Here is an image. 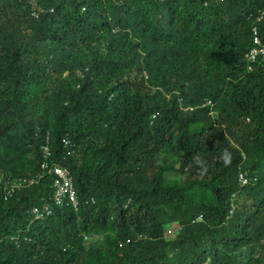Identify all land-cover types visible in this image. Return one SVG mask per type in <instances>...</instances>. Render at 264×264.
<instances>
[{
  "label": "trees",
  "instance_id": "trees-1",
  "mask_svg": "<svg viewBox=\"0 0 264 264\" xmlns=\"http://www.w3.org/2000/svg\"><path fill=\"white\" fill-rule=\"evenodd\" d=\"M263 9L0 0V264H264Z\"/></svg>",
  "mask_w": 264,
  "mask_h": 264
},
{
  "label": "built area",
  "instance_id": "built-area-1",
  "mask_svg": "<svg viewBox=\"0 0 264 264\" xmlns=\"http://www.w3.org/2000/svg\"><path fill=\"white\" fill-rule=\"evenodd\" d=\"M254 44L257 45L256 47L250 49L248 54L246 55V59L253 63L256 59V57L260 54H264V43L261 44L260 40L258 38L254 37L253 40ZM48 138H46V143L41 146V153L43 155V158L45 161H43L40 165V172L38 173L37 178H43L45 176L52 177L53 183V200L56 205H61V202L64 198H67L73 207H76L77 204V196L76 191L73 184V178L70 174L69 170L66 167H63L59 164L52 163L49 164L47 162V157L49 156V146L47 144ZM65 146L69 147L70 143L69 141H65ZM32 182H29L28 184H31ZM21 182L12 183V185L7 189V193L11 194L13 190L20 186ZM45 210H48L46 214H49V209L45 208ZM34 214H36V210L33 211ZM37 218V217H36Z\"/></svg>",
  "mask_w": 264,
  "mask_h": 264
},
{
  "label": "clouds",
  "instance_id": "clouds-1",
  "mask_svg": "<svg viewBox=\"0 0 264 264\" xmlns=\"http://www.w3.org/2000/svg\"><path fill=\"white\" fill-rule=\"evenodd\" d=\"M257 17H256V21L257 22H260L261 21V19L264 17V9L263 10H261L260 12H259V15H256ZM254 37L255 38H258L259 40H260V43L261 44H263L264 42H262V40L259 38V36H258V31H257V27H256V25L254 24L253 26H252V28H251V38H252V47L250 48V49H252V48H254V47H256L257 45H255L254 44V42H253V40H254ZM250 49H249V51H250ZM248 51V52H249ZM248 52L245 54V60H246V62L248 63V67H247V69H248V71H251V64H253V63H255L257 60H258V58L260 57L261 59H263L264 60V54L262 55V54H260V55H258L257 57H256V59H255V61L253 62V63H251V62H249L247 59H246V55L248 54ZM69 143H70V141H69ZM73 145L70 143V145H69V147H72ZM49 155H50V147H49ZM49 158V156L47 157V162L49 163V164H52V163H50V160L48 159ZM43 161H45V159L43 158V160L41 161V163L43 162ZM41 163H40V165H41ZM56 164H59V163H56ZM59 165H61V164H59ZM62 166V165H61ZM64 167V166H63ZM40 167H39V172H40ZM38 172V173H39ZM38 173H37V175L35 176V177H33V178H30V179H26V178H18V179H13V180H11L8 184H4V186H3V191H4V194H2V196H4V197H7V196H10L11 194L9 193H7L8 191H7V189L6 188H8V187H10L11 185H12V183H16V182H21V184H20V186H18V187H16L14 190H16V189H20V188H22V187H29V186H31L32 184H34V183H36L39 179L37 178V176H38ZM241 177V179H240V181H241V184L243 185V186H245L246 184H248V180L247 179H245L244 177H242V176H240ZM41 179V178H40ZM2 182H4V180H1V177H0V185H1V183ZM29 182H32L31 184H28ZM74 184V183H73ZM13 190V191H14ZM233 213V207H232V205H231V207H230V209H229V211H228V214L229 215H231ZM200 219V218H199ZM176 228H169V232H173V230H175ZM207 262H204V264H206Z\"/></svg>",
  "mask_w": 264,
  "mask_h": 264
}]
</instances>
